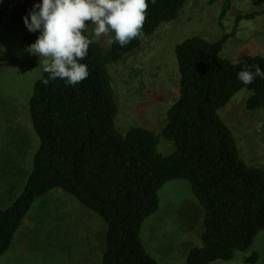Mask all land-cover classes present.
Returning a JSON list of instances; mask_svg holds the SVG:
<instances>
[{
    "label": "trees",
    "instance_id": "trees-1",
    "mask_svg": "<svg viewBox=\"0 0 264 264\" xmlns=\"http://www.w3.org/2000/svg\"><path fill=\"white\" fill-rule=\"evenodd\" d=\"M188 0H148L143 36L121 47H104L93 39L81 63L88 77L75 86L50 80L43 72L34 82L29 113L39 144L23 192L0 207V258L9 250L33 203L54 189L75 196L108 225L103 264H157L146 250L141 230L157 212L160 190L172 180H186L204 209L203 245L192 248L187 264L230 261L253 245L264 230V167L248 164L237 138L220 110L242 89L251 92L250 111L264 109V79L244 85L237 74L247 65L264 70V54L238 60L223 55L229 38L217 41L191 36L175 53L180 96L170 107L161 133L135 126L118 130V99L110 66L137 50L164 23L176 20ZM39 0H0V28L21 33L24 45L38 33L23 17ZM227 0L224 13L229 7ZM257 12L239 15L236 25ZM43 69V68H42ZM174 144L173 153L158 150L160 138ZM254 253L249 262H256Z\"/></svg>",
    "mask_w": 264,
    "mask_h": 264
},
{
    "label": "rangeland",
    "instance_id": "rangeland-1",
    "mask_svg": "<svg viewBox=\"0 0 264 264\" xmlns=\"http://www.w3.org/2000/svg\"><path fill=\"white\" fill-rule=\"evenodd\" d=\"M188 0L180 16L162 24L134 52L110 66L118 99L116 125L120 132L141 126L161 133L170 107L180 96L175 48L191 36L211 41L229 38L223 55L238 60L245 54H264V0ZM257 12L236 25L239 15ZM86 25L90 22L86 21ZM92 34V26L86 29ZM22 34L0 28V207L23 192L39 139L29 113L34 82L44 58L27 51ZM96 38V37H95ZM114 33L96 38L109 48ZM251 92L239 91L220 110L233 130L240 154L250 165L264 167V109L250 111ZM158 150L174 152V144L160 138ZM160 205L141 230L147 252L157 264H187L192 248L203 245L205 212L186 180H172L160 190ZM107 223L75 196L60 189L39 197L16 233L0 264H103ZM256 253L254 263L248 259ZM211 264H264V230L253 245L230 261Z\"/></svg>",
    "mask_w": 264,
    "mask_h": 264
},
{
    "label": "clouds",
    "instance_id": "clouds-1",
    "mask_svg": "<svg viewBox=\"0 0 264 264\" xmlns=\"http://www.w3.org/2000/svg\"><path fill=\"white\" fill-rule=\"evenodd\" d=\"M147 8L148 0H39L22 19L29 32L38 33L27 51L44 58L42 70L48 79L43 82L61 79L75 86L86 79L88 67L81 61L93 39L82 33L88 26L96 38L114 33L109 43L123 47L143 36ZM257 77L264 79L258 65L254 72L245 65L237 74L246 86Z\"/></svg>",
    "mask_w": 264,
    "mask_h": 264
}]
</instances>
